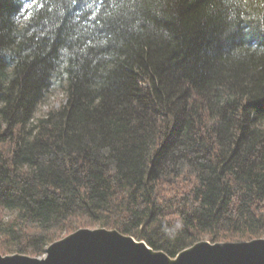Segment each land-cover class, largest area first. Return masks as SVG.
Returning a JSON list of instances; mask_svg holds the SVG:
<instances>
[{"label": "trees", "instance_id": "1", "mask_svg": "<svg viewBox=\"0 0 264 264\" xmlns=\"http://www.w3.org/2000/svg\"><path fill=\"white\" fill-rule=\"evenodd\" d=\"M97 227L172 258L264 238V8L0 0V253Z\"/></svg>", "mask_w": 264, "mask_h": 264}, {"label": "water", "instance_id": "2", "mask_svg": "<svg viewBox=\"0 0 264 264\" xmlns=\"http://www.w3.org/2000/svg\"><path fill=\"white\" fill-rule=\"evenodd\" d=\"M47 247L41 258L0 253V264H264V238L199 241L172 258L131 235L98 227L81 228Z\"/></svg>", "mask_w": 264, "mask_h": 264}, {"label": "rangeland", "instance_id": "3", "mask_svg": "<svg viewBox=\"0 0 264 264\" xmlns=\"http://www.w3.org/2000/svg\"><path fill=\"white\" fill-rule=\"evenodd\" d=\"M63 99H64V95H62L61 89L57 86L52 91V95H51L50 99L40 105V107H39L40 109L37 111L36 117H38L42 112H44L50 108H53V106H58L59 103H61ZM43 256L44 255L36 256V257L41 258ZM36 257H34V258H36Z\"/></svg>", "mask_w": 264, "mask_h": 264}, {"label": "snow or ice", "instance_id": "4", "mask_svg": "<svg viewBox=\"0 0 264 264\" xmlns=\"http://www.w3.org/2000/svg\"><path fill=\"white\" fill-rule=\"evenodd\" d=\"M245 3H254V4H257V6L261 7V8H264V0H244ZM31 3L32 4H35L36 3V0H31Z\"/></svg>", "mask_w": 264, "mask_h": 264}, {"label": "bare ground", "instance_id": "5", "mask_svg": "<svg viewBox=\"0 0 264 264\" xmlns=\"http://www.w3.org/2000/svg\"><path fill=\"white\" fill-rule=\"evenodd\" d=\"M182 252V251H181ZM180 254V253H179Z\"/></svg>", "mask_w": 264, "mask_h": 264}]
</instances>
